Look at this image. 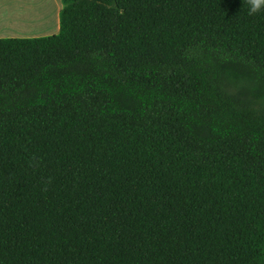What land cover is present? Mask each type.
<instances>
[{
	"label": "trees",
	"instance_id": "trees-1",
	"mask_svg": "<svg viewBox=\"0 0 264 264\" xmlns=\"http://www.w3.org/2000/svg\"><path fill=\"white\" fill-rule=\"evenodd\" d=\"M61 4L0 38V264H264V12Z\"/></svg>",
	"mask_w": 264,
	"mask_h": 264
},
{
	"label": "crops",
	"instance_id": "crops-1",
	"mask_svg": "<svg viewBox=\"0 0 264 264\" xmlns=\"http://www.w3.org/2000/svg\"><path fill=\"white\" fill-rule=\"evenodd\" d=\"M61 2V0H60ZM29 6H34V12L30 7L12 5L9 0H0V38L3 37H38L43 35H50L57 33L59 30V12L57 13L54 26L51 25L49 31V24L46 23V28H42V32L34 33L26 28L27 25L31 26L32 21L39 15L43 18L50 19L51 13L48 11L47 5L42 8V0H25ZM23 5V4H22ZM44 6V5H43ZM62 6V4H61ZM20 7V8H19ZM23 7V8H22ZM59 6L57 5V8ZM59 11V9H58ZM49 16V17H48ZM43 20V19H42ZM41 23V22H40ZM46 31H43L45 30Z\"/></svg>",
	"mask_w": 264,
	"mask_h": 264
},
{
	"label": "rangeland",
	"instance_id": "rangeland-1",
	"mask_svg": "<svg viewBox=\"0 0 264 264\" xmlns=\"http://www.w3.org/2000/svg\"><path fill=\"white\" fill-rule=\"evenodd\" d=\"M9 2H10V4H12L14 6L19 5V6H25V8L30 7V10H32L33 12L35 11V10H33L34 9V6L33 5L32 6H29V4L27 5L25 3V0H9ZM45 5H47L49 13H51L50 19H48V18H45L44 19L43 16L39 15L38 12H37L38 17L35 18L32 21V25L31 26H29V25L26 26V28L28 30H31L32 32L37 33V32H42L41 31L42 28H40V27L46 28L45 27L46 26V23L49 24V29L51 28L50 27L51 25L54 26L57 13L59 12L58 9L60 10V8H61V2H60V0H42V5H41L42 8L43 7L45 8ZM57 5L59 6L58 8L56 7ZM53 9H54V11H53ZM43 31H46V29L43 30ZM49 31H51V29Z\"/></svg>",
	"mask_w": 264,
	"mask_h": 264
},
{
	"label": "clouds",
	"instance_id": "clouds-1",
	"mask_svg": "<svg viewBox=\"0 0 264 264\" xmlns=\"http://www.w3.org/2000/svg\"><path fill=\"white\" fill-rule=\"evenodd\" d=\"M248 5V15H258L264 12V0H244Z\"/></svg>",
	"mask_w": 264,
	"mask_h": 264
},
{
	"label": "bare ground",
	"instance_id": "bare-ground-1",
	"mask_svg": "<svg viewBox=\"0 0 264 264\" xmlns=\"http://www.w3.org/2000/svg\"><path fill=\"white\" fill-rule=\"evenodd\" d=\"M57 7V6H56ZM50 8V7H49ZM53 11H54V9H53Z\"/></svg>",
	"mask_w": 264,
	"mask_h": 264
}]
</instances>
